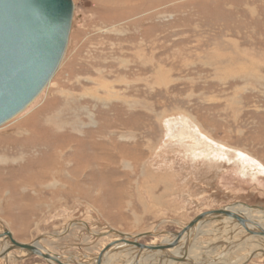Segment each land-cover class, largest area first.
Wrapping results in <instances>:
<instances>
[{"label":"rangeland","instance_id":"obj_1","mask_svg":"<svg viewBox=\"0 0 264 264\" xmlns=\"http://www.w3.org/2000/svg\"><path fill=\"white\" fill-rule=\"evenodd\" d=\"M73 3L57 74L0 127V150L31 146L0 163V233L21 244L46 236L43 248L82 264L121 240L118 233H177L204 212L264 207V0ZM51 159L62 175L55 181L42 175ZM35 178L45 181L38 189ZM207 230L193 240L204 264H244L252 245L264 246L235 221H210ZM131 250L104 264H129ZM48 263L21 250L0 257V264ZM247 264H264V254Z\"/></svg>","mask_w":264,"mask_h":264},{"label":"water","instance_id":"obj_2","mask_svg":"<svg viewBox=\"0 0 264 264\" xmlns=\"http://www.w3.org/2000/svg\"><path fill=\"white\" fill-rule=\"evenodd\" d=\"M73 18V0H0V127L22 114L49 86L65 57ZM235 206L239 205L204 212L177 233L149 232L136 236L118 233L121 240L110 243L92 262L82 264H104L111 250L121 243L133 249L137 247L140 253L134 264L145 261L147 257L157 252L160 253L159 264L170 261L180 264H201L187 255L194 240L190 237L191 232L196 231L204 223L222 221L226 218L233 219L246 230L248 236L264 237V228L253 220L233 212L232 207ZM244 207L264 212V207ZM76 224L77 222H72L62 236ZM88 231L97 237L107 235H97L89 228ZM156 236H168L172 239L167 238L157 245L139 242L144 237ZM4 237L9 239L11 247L0 254V257L14 250H24L47 262L65 264L58 255L44 252L36 246L46 236L32 244H21L14 239L9 230L4 229L0 233V239ZM50 237L59 238L61 235ZM179 253L184 255L180 257ZM260 254H264V251L253 252L244 264Z\"/></svg>","mask_w":264,"mask_h":264},{"label":"bare ground","instance_id":"obj_3","mask_svg":"<svg viewBox=\"0 0 264 264\" xmlns=\"http://www.w3.org/2000/svg\"><path fill=\"white\" fill-rule=\"evenodd\" d=\"M74 16H75V5H74ZM76 19V18H75ZM73 20H74V18H73ZM46 90V89H45ZM44 90V91H45ZM43 91V92H44ZM43 94V93H42ZM29 108V107H28ZM27 108V109H28ZM26 109V110H27ZM25 110V111H26ZM18 127H20V124H18L17 125ZM16 126V127H17ZM18 129V128H17ZM20 129H22V128H20ZM38 130H40V128L39 129H37V131H35V132H38ZM40 131H43V130H40ZM24 131H20L18 134L20 135H16V136H18L19 138H21L22 140H24L26 137L24 136ZM28 136V135H27ZM26 141L25 142H28L30 139H25ZM19 145H22V148L21 149H19V150H17V152L15 151V150H11L10 148H13L12 146H9V145H7V146H3L2 147V150H0L2 153L0 154V158L2 159V160H0V163H2L4 166L5 165H7L8 163L7 162H9V161H7L10 157H15V156H20V155H23L24 153V155H26L27 154V152H28V150H29V148L31 147L29 144H25V145H23L21 142H19L18 144H16V147H14V148H18V146ZM30 146V147H29ZM50 146L51 145H49L48 146V148H50ZM9 149V150H8ZM53 159V158H52ZM51 159V160H52ZM56 159V158H55ZM51 160H49V161H51ZM48 160H47V162H48V166H49V168H48V166L47 167H44V168H48L47 170L45 169L44 171L42 170V169H44V168H42L41 170L43 171V173H42V175H44V179H48V180H53V181H55V180H57V179H60V176H62L61 174H60V172L61 171H58L57 173H53V170H55V168H57V167H55L56 166V161H51V162H49ZM14 162V161H13ZM16 162V161H15ZM2 165V166H3ZM32 165H30L29 167H31ZM40 166V165H39ZM42 167V166H41ZM40 167V168H41ZM35 168H39L38 167V165L37 166H35ZM61 170V169H60ZM40 177V176H39ZM37 178V177H36ZM35 178V181H37V179ZM41 178V177H40ZM40 181V180H39ZM32 183V182H31ZM43 183H45V181H41V182H34L33 181V183L31 184V185H34V188L36 187V189H38V187H39V185L41 186ZM37 184V185H36ZM232 211L233 212H236V213H238V214H241L242 216H244V217H247L248 219H250V220H253L255 223H257V224H259L261 227H263L264 228V212H259V211H252V210H250L249 208H247V207H244V206H235V207H232ZM223 222H226L227 224H231V223H233V219H228V218H226V219H223L222 220ZM205 224V223H204ZM210 224V223H209ZM208 225V224H207ZM75 226V225H74ZM73 226V227H74ZM237 226H239L238 224H237ZM211 227V226H210ZM217 227V226H216ZM236 227V226H235ZM241 227V226H240ZM218 228H220V227H218ZM249 228H251L252 230L254 229V227H249ZM212 229V228H211ZM241 229H243L242 227H241ZM220 230H221V228H220ZM219 230V231H220ZM224 230V229H223ZM230 230H232V229H230ZM70 231V230H69ZM68 231V232H69ZM202 231V226L201 227H199L196 231H192L191 232V235H190V237H191V239H194V241H195V239H197V237L199 236V235H205V234H208V232H210V231H205V232H201ZM225 231V230H224ZM237 231H238V229H237ZM67 232V233H68ZM226 232H227V230H226ZM243 232H245L246 233V230H244L243 229ZM210 233H213L212 231L210 232ZM215 233V232H214ZM221 233H223V232H221ZM231 233V232H230ZM195 234V235H194ZM210 235H212V234H210ZM226 235L228 236V234L226 233ZM235 235V234H234ZM242 235V234H241ZM115 236V235H114ZM136 236V235H135ZM219 236V235H218ZM232 236V235H231ZM165 237V236H164ZM203 237V236H202ZM212 237V236H211ZM224 237H225V235H224ZM210 238V237H209ZM217 238V237H216ZM226 238H228V237H226ZM252 238H254V239H261V240H263V242L262 243H264V237H252ZM54 239H58L57 237H54ZM199 239V238H198ZM1 241H0V245L2 244V246L0 247V249H3L4 250V252H5V250H8L10 247H11V242L9 241V239L8 238H6V237H4V238H1L0 239ZM5 240H8L9 242H6L7 244H8V246H3L4 244V241ZM215 240V239H214ZM213 240V241H214ZM218 240V239H217ZM227 240V239H226ZM261 240H259V241H261ZM193 241V242H194ZM197 241V240H196ZM198 241H200V240H198ZM202 241V240H201ZM237 241H239V240H237ZM3 242V243H2ZM163 242V241H162ZM207 242V241H206ZM212 242V241H211ZM226 242V241H225ZM195 243V242H194ZM205 243V242H204ZM210 243V242H209ZM234 243H236V242H234ZM211 244V243H210ZM254 244H255V242H254ZM195 244H193L192 243V245L190 246V249H189V252H188V258H191V259H193V260H195L196 262H199V263H201V264H204V263H202V261L200 262L198 259H196V257H195V255L198 253V254H203L204 252L202 251L203 250V248L202 247H193ZM204 245V244H203ZM212 245H213V243H212ZM243 245V244H242ZM245 245V244H244ZM262 245V244H261ZM36 246H38L42 251H44V252H48V253H51V254H54V255H56L55 253H53V252H51V251H49V250H47V249H45V248H43L42 246H41V244H40V241L36 244ZM229 246V245H228ZM227 246V247H228ZM237 248V247H236ZM240 248V247H239ZM105 249V248H104ZM103 249V250H104ZM129 249H131V246H129V245H127V244H123V243H121L120 245H118V246H115L112 250H111V253H110V255L107 257V259H106V261L108 262V263H111V262H114L115 260H117V259H119L118 257H120V259L121 258H124L125 256V259L126 258H130V256H129ZM133 249V248H132ZM196 249H198V250H201V251H198L197 252V250ZM231 249H235V246H234V248L233 247H231ZM2 250V251H3ZM102 250V251H103ZM125 250H128V251H125ZM214 250H215V248H214ZM228 250V249H227ZM259 250H261V251H264V246H260V247H254V245H252V250H251V253L250 254H252L253 252H258ZM23 253H25V254H28L29 255V253L27 252V251H24V250H21ZM101 251V252H102ZM121 251V253L122 254H120V255H117L119 252ZM134 251V252H133ZM205 251V250H204ZM225 251V250H224ZM232 251V250H231ZM123 252H125V253H123ZM130 252H133L135 255H133L134 256V258H131V259H129V264H134V262H135V260L137 259V257H138V254L140 253L138 250H137V247H134V249L133 250H131ZM227 252V251H226ZM143 254V253H142ZM180 254V253H179ZM115 255V256H114ZM122 255H124V256H122ZM184 255V253H181L179 256L181 257V256H183ZM206 255V254H205ZM27 256V255H26ZM59 257H60V259H61V262H66L65 261V259H67V258H65L64 256H60V255H58ZM221 256V255H220ZM224 256V255H223ZM222 256V257H223ZM228 256H229V253H228ZM250 256V255H249ZM155 257V256H154ZM203 257H204V255H203ZM214 257V256H213ZM243 257V256H242ZM156 258V257H155ZM158 258V257H157ZM156 258V259H157ZM227 258V257H226ZM43 259V258H42ZM73 259H75V257L74 256H70V260H73ZM209 259H210V257H209ZM44 260V259H43ZM214 260H217L216 259V257H215V259ZM244 260V259H243ZM151 261V260H150ZM211 261V260H210ZM227 261V260H226ZM70 262V261H69ZM68 262V263H69ZM79 262V261H78ZM145 262H147V260H145V261H141L139 264H143V263H145ZM154 262V261H153ZM156 262L157 263H155V264H159V260H156ZM206 262V261H205ZM243 262V261H242ZM80 263H81V261H80ZM83 263V262H82ZM115 263V262H114ZM244 263H246V261L244 262ZM48 264H57V263H55V262H53V261H49V263ZM66 264V263H65ZM70 264V263H69ZM72 264H74V263H72ZM146 264V263H145ZM162 264H180V263H176V262H172V261H170V262H167V263H162Z\"/></svg>","mask_w":264,"mask_h":264},{"label":"crops","instance_id":"obj_4","mask_svg":"<svg viewBox=\"0 0 264 264\" xmlns=\"http://www.w3.org/2000/svg\"><path fill=\"white\" fill-rule=\"evenodd\" d=\"M209 258V257H208Z\"/></svg>","mask_w":264,"mask_h":264}]
</instances>
